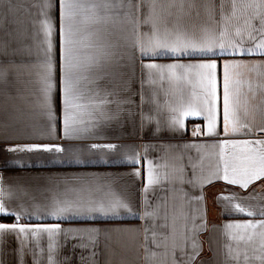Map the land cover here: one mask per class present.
<instances>
[{
    "label": "crops",
    "instance_id": "1",
    "mask_svg": "<svg viewBox=\"0 0 264 264\" xmlns=\"http://www.w3.org/2000/svg\"><path fill=\"white\" fill-rule=\"evenodd\" d=\"M215 11H206L208 0H188L184 5V12L173 8L172 12L182 16V23L188 29H198L208 26L213 19L222 22L223 15L230 16L228 29L231 38L239 41L236 35L239 30L243 35L242 46H250L245 21L259 27L256 10L247 7L248 0H241L232 15V8L227 0H213ZM221 2L225 3L223 14L219 8ZM137 0H133V5ZM12 11L5 4L0 8V67L6 73L0 80V172L3 177V187L8 197L5 203L9 209H15L23 204L29 211L34 205L43 208L53 195L63 193L64 180L73 177L84 178V183L73 181L69 187L90 188V192L80 193L93 198L103 196L97 191L98 186L111 185L112 189L122 197L127 198L134 212H138L143 219L125 215L119 220L105 222L97 216L95 220L86 218H73L68 221H56L52 218L21 219L22 224H52L60 223L61 228L67 229H132L138 231H119L101 233L90 242L88 234L84 232L68 235L61 233L50 241L46 234L40 237L30 236L21 246L16 234H5L0 241V264H181L193 257L192 264H261L259 257L264 255L259 236L252 241L241 239L251 235V230H226L224 226L229 223L242 224L248 221L258 222L264 217L248 216L245 214H226L225 203L219 201L220 195L236 192L241 197H250L245 201L252 211L264 209V178L253 181L248 188L227 185L223 180H213L205 183L201 190L194 187L187 180L196 181L213 171L217 164L223 166V159L218 155L219 149L211 147L217 140H264V132L259 127L264 125V68L255 69L253 64L264 63V55L258 51L250 55H239L229 59L242 60L248 67L236 70V79H243L242 87L237 91L245 93L241 100H247L252 106V115L248 117L254 135L219 137L203 134L194 135L199 126L206 128L207 121L202 118L190 117L185 121L186 128L181 132L169 131L166 120L169 116L164 107L166 102L176 99L179 92L185 98L190 96V86L182 81L170 82L167 77L148 83L141 63L168 64L177 62L174 59L157 58L154 60L129 59L131 53L122 48L125 58L110 65L105 73H97L103 78L88 88L95 89L101 95L110 93L111 101L105 109V115L100 117L91 105L95 103L85 89V98L80 101L83 105L78 111L89 127L85 132L86 138L68 141L65 139H35L34 135L43 133L45 136L48 120L40 114L39 100L41 97V84L37 75L38 65L42 60L43 33L40 31V21L44 19V6L42 0H12ZM128 5L118 4L112 10L113 15L123 17L129 13ZM131 11H135L133 7ZM148 5L140 6V32L147 31L143 25L144 13ZM62 10L54 7L51 10L52 18L57 30L61 28ZM120 38L131 35L132 25L126 21L114 25H101ZM87 33H85L86 35ZM257 35V42L264 37ZM53 40L56 50V84L53 96L54 123L56 136L62 132L63 99L60 91L61 79V53L62 35L54 34ZM31 50V55L25 53ZM181 63H195L197 60L182 58ZM241 74H243L241 76ZM141 81H145L143 84ZM249 83L252 92H248ZM220 92L218 74V94ZM159 106V107H158ZM151 116L153 122L146 119ZM92 120L95 126L88 122ZM159 120L161 131L155 132ZM217 131H221L218 125ZM33 143H53L61 145H74L73 152L85 160L84 164L69 163L68 154L49 153H9L3 151L5 147L27 145ZM115 144L124 146L114 152L89 151V145ZM145 145H209V147H177L145 148ZM139 146L135 151L139 156V164L132 166L123 162L124 157L130 155L132 147ZM239 154V150H236ZM233 150L229 148L226 156L231 157ZM64 163H56V159ZM163 158V159H162ZM26 161L27 167H17L9 161ZM103 160L110 163H103ZM149 161L158 173H165L166 179L160 184L153 185L152 191L145 194L143 189L147 186ZM167 165V167H162ZM139 170L140 176L132 173ZM182 170V171H181ZM203 194V201L196 199ZM187 193V195H185ZM75 195V194H71ZM239 202V201H237ZM151 205L150 207L148 205ZM155 212V216L146 213ZM2 223L12 224L16 219L12 216L1 215ZM165 225H167L165 227ZM229 232L236 234L226 235ZM260 229H257L259 232ZM83 237V239L81 238ZM52 247L49 248V244ZM195 246V247H194ZM230 246L232 259L228 254ZM193 253L195 255L193 256Z\"/></svg>",
    "mask_w": 264,
    "mask_h": 264
},
{
    "label": "snow or ice",
    "instance_id": "2",
    "mask_svg": "<svg viewBox=\"0 0 264 264\" xmlns=\"http://www.w3.org/2000/svg\"><path fill=\"white\" fill-rule=\"evenodd\" d=\"M188 0H137L133 5V0H42L44 6V19L40 21V31L43 33V40L40 44L42 48V60L38 65L37 75L41 84V97L39 100L40 114L47 118L45 136L43 133L34 135L35 139H65L68 141L81 140L86 138L85 132L89 131L85 120L78 111L83 107L80 103L85 98V89L89 97L95 101L91 106L96 109L100 117H104L103 109L111 102L108 99L110 93L103 95L95 89L88 88V85L95 84L97 80L102 79V75L113 63L119 62L125 58L122 48L127 49L131 55L129 59L154 60L157 58L174 59L177 62L168 64L141 63L140 67L144 70L148 83H155L157 80H163L165 77L172 81H182L190 86V96L185 98L183 92L176 95V99L166 102L164 107L169 116L166 120V126L169 131L183 132L186 128L185 121L190 118H202L207 121L206 128L201 130L199 126L194 130V135L203 134L219 137L234 136L242 134L245 136L254 135L248 117L252 115V106L247 100H241L243 92L237 91L242 87L243 79H236V70L241 67H248V64L242 60L229 59L237 54L250 55L259 52L264 55V39L257 42V35L264 37V0H248L247 7L256 10L259 27L249 24L246 20V31L248 34V43L250 46H242L244 40L242 33L238 30L236 35L241 37L239 41L231 38L228 29L230 16L223 15L222 22L215 21L208 26H201L198 29H188L182 23V16L172 12L173 8H179L180 13L184 12V5ZM127 4L130 11L122 18L111 14L114 7L118 4ZM235 14V9L241 3V0H227ZM5 4L9 5V11H12V0H0V8ZM148 5V11L144 13L143 25L147 31L140 32L141 20L139 16L140 6ZM56 7L61 12V28L57 30L52 18L51 10ZM135 11H131L132 8ZM216 5L213 0H208L206 11L210 14L215 11ZM221 13L225 9V3L219 4ZM132 25L131 35L124 37V43L120 38L106 27L99 26L114 25L123 22ZM85 33H87L85 35ZM54 34L62 35V53H61V79L60 91L63 99V121L62 132L56 136L55 117L53 108V96L57 88L56 84V50L53 40ZM25 53L31 55V50L26 49ZM182 58L197 60L198 62L181 63ZM253 68H264V63L253 64ZM218 74L220 92L218 94ZM6 73L0 67V80ZM243 74H241L242 76ZM145 81H141L143 84ZM248 92H252V86L249 83ZM159 107V106H158ZM264 111V109H261ZM149 123L153 122L151 116L146 118ZM155 132L161 131L159 120L155 121ZM91 126L95 123L90 120ZM218 125L221 131H217ZM260 132H264V125L259 127ZM89 151H111L114 152L124 146L115 144L89 145ZM132 147L130 155L124 157L123 162L136 166L139 164V156ZM147 148H177V147H209V145H145ZM219 149L218 155L223 159V166L217 164L215 169L203 178L196 181L187 180L194 187H200L201 190L205 183H212L213 180H223L227 185H235L241 188H248L253 181L264 178V140H217L211 145ZM74 145L67 146L53 143H33L27 145L8 146L3 149L9 153H49V154H68L69 163L84 164L79 155L73 152ZM233 150L232 156H226L227 150ZM239 150L237 154L236 150ZM163 159V158H162ZM56 163H64V160L56 159ZM17 167H27L26 161L13 160L8 162ZM103 163L110 161L103 160ZM147 186L143 189L148 194L153 189V185L160 184L166 179L165 173H158L149 161ZM167 167V165H162ZM182 171V170H181ZM132 175L139 177L140 172L136 170ZM73 181L84 183V178L73 177L71 181L64 180L65 189L63 193L53 195L48 204L43 208L34 205L33 210L29 211L23 204H19L15 209L10 210L5 200L8 198L3 187V177L0 176V215L12 216L16 219L15 223H0V241L5 234H16L20 239L21 246L30 236L40 237L46 234L50 241L54 237L63 233L66 237L73 232H84L88 234L89 241L92 242L101 233L119 232V231H138L132 229H63L60 223L52 224H22L21 219L52 218L56 221H68L73 218H86L95 220L97 216L102 217L105 222H111L122 218L125 215L135 216L143 219L138 212L133 211L130 201L122 197L121 194L114 191L111 185L98 186L97 191H102L103 196L93 198L91 195L84 196L80 193L90 192L91 189L81 187L79 189L69 187ZM75 194V195H71ZM187 195V193H185ZM250 197H241L236 192L228 195H220L219 201L225 203L226 214H247L248 216L264 217V209L252 211L249 205H246ZM203 201V194L197 197ZM239 201V202H237ZM151 206L150 204L148 205ZM152 217L155 212L146 213ZM167 225H165L166 227ZM226 230L243 229L245 232L251 230V235L241 237L252 241L255 236H259L261 247L264 248V219L258 222L248 221L242 224L229 223L224 226ZM257 229H260L257 232ZM226 235L236 234L226 231ZM83 239V237H81ZM52 244H49V248ZM195 247V246H194ZM228 254L232 259H237L232 255L230 246ZM195 253H193V256ZM261 264H264V255L259 257ZM193 257L187 261H181V264H192ZM175 264V261H174Z\"/></svg>",
    "mask_w": 264,
    "mask_h": 264
},
{
    "label": "built area",
    "instance_id": "3",
    "mask_svg": "<svg viewBox=\"0 0 264 264\" xmlns=\"http://www.w3.org/2000/svg\"><path fill=\"white\" fill-rule=\"evenodd\" d=\"M0 176H2V174H1V172H0ZM3 221H2V219H1V215H0V223H2Z\"/></svg>",
    "mask_w": 264,
    "mask_h": 264
}]
</instances>
